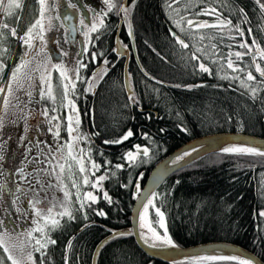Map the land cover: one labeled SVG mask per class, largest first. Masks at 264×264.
Listing matches in <instances>:
<instances>
[{
	"label": "trees",
	"instance_id": "1",
	"mask_svg": "<svg viewBox=\"0 0 264 264\" xmlns=\"http://www.w3.org/2000/svg\"><path fill=\"white\" fill-rule=\"evenodd\" d=\"M27 2L38 10L37 0ZM121 2L123 0H114L117 5ZM167 3L168 8H165V0H136L134 5L132 0L128 1L127 7L131 5L128 21L142 66L141 70L131 54L127 69L133 99H129L124 87V60L117 62L112 51L123 13L106 6L104 27L93 34V50L80 61L87 65L79 72L85 79L76 81L71 96L79 107V131L88 134V138L79 142L85 153L102 166L94 170L90 179L101 174L107 177L101 183L112 203L103 199L100 189H95L98 200L89 202L91 208L85 209L87 219L76 211H73L74 220L60 218L61 226L49 233L56 243L48 246L44 264H65V255L68 264H94L95 248L111 234L110 229L129 230L132 208L139 195H133L135 183L140 184L141 190L153 167L189 140L221 132L264 137V78L258 76L250 56L245 55L242 60H237L235 55L231 58L234 64L247 66L254 81H247L245 72H233L226 65L229 51H246L239 46L241 39L251 44L255 38L264 47V9L260 7L264 0H176L174 4L167 0ZM209 6L217 10L220 18L230 19L233 25L239 21L244 29L243 37L227 26L223 30L219 26L195 29L185 24L186 31L180 32L173 23L177 15L185 17L187 13L185 20H206L211 25L216 15L201 12ZM239 9H243L244 15ZM170 30L180 35L188 48L177 44ZM120 37L130 46L128 25L122 28ZM101 50L110 67L93 83L90 91H85L89 84L86 78L102 62ZM93 51L98 53L95 62L90 56ZM193 52L198 60L192 59ZM257 61L264 67V60L257 57ZM199 62L206 64L211 74L200 70ZM237 76L249 87L234 78ZM251 88L257 89L255 95ZM128 128L133 130L132 137L118 144L104 143L118 139ZM161 128L164 132H160ZM143 132H147L150 139L141 135ZM134 144L147 146L148 158L138 157L135 163L123 159L125 151L134 150ZM88 148L91 153L87 152ZM105 159L108 165H104ZM116 164L124 167L116 169ZM113 172L115 175L111 174ZM125 184L128 186L123 187ZM85 188L92 187L85 185ZM156 192L163 194L155 199V204L165 213L168 232L175 245L232 242L252 250L264 262V216L260 215L264 210V156L220 151L204 154L170 175ZM92 209H103L107 215L99 216ZM152 219L155 224L158 220L155 213ZM70 238L71 246L66 247ZM103 244L95 264H173L149 257L131 233L115 236ZM33 256L39 264L40 254L34 252ZM0 262L11 264L1 245ZM175 264L197 262L187 260ZM199 264L239 262L204 260Z\"/></svg>",
	"mask_w": 264,
	"mask_h": 264
},
{
	"label": "snow or ice",
	"instance_id": "2",
	"mask_svg": "<svg viewBox=\"0 0 264 264\" xmlns=\"http://www.w3.org/2000/svg\"><path fill=\"white\" fill-rule=\"evenodd\" d=\"M136 0H132V5H134ZM37 3L39 5V14L36 16L34 21L28 25L26 30L23 32L22 35L17 36V31L15 27H11L8 23L0 21V57L4 56L5 53L8 51L6 47L3 46V41L7 39V36L10 35L12 37H17L23 45H26L27 48L30 50L29 52L22 53L21 59L19 62L15 64V66L12 68L8 80H7V90L5 91L3 84H0V94H2V110H0V126L3 125V119L5 114L8 112L9 107V98L13 94V85L16 84L18 87L23 86L24 79L31 80V76L25 74L22 76L21 74L24 73L25 67L30 63L31 58L33 55L39 56L40 53H44V59L43 61L38 60L37 67L33 69V71H39L40 73V83L43 85L45 82H47V94L49 97H51L53 100H55V96L53 94V87L51 83V71L48 67V61L51 60L50 55L46 52V49L44 48V44L46 43L44 32L46 31V22L47 27L50 28L52 26V20L53 17L48 14L50 9L46 5L45 0H37ZM104 3L107 6V9H114L117 11V13H123L124 19L126 22H128V35L132 36V25L128 21L129 16V5L128 7L125 6L123 2L119 3L118 5L114 3V0H104ZM172 3H176V0H172ZM0 6L3 8L4 17H10L14 14V9L22 7L20 4V0H7V4H4V0H0ZM74 7V5H71ZM170 7L167 3V0H165V8ZM260 7L264 9V4H260ZM102 11L101 13H97L96 19H94L90 25L85 24L84 18L80 19V24L83 29V36L84 40L82 41V50L81 52L77 53V55L80 57V60H83V53L88 52V45L89 42L94 45L95 40H92L90 37V33L97 32L98 29H100L102 26H104V16L106 15V11ZM173 11H177L176 9H173ZM240 13L244 15L243 9H239ZM201 12H207L210 14H215L217 19L212 22L210 25L208 21L206 20H196L193 19H186L187 13H185V17H181L177 15V17L173 20V23L176 25V27L180 30V32L186 31L185 24L188 28H207V27H216L219 26L221 30L225 26L231 29H235V32L237 35L243 37L244 35V29L240 27V22L238 21L237 24L233 25L232 21L230 19L226 18H220L219 13L217 10L211 6H209L207 9H201ZM199 15V13H197ZM19 19V17H17ZM59 19V17H57ZM64 19H71V16H66ZM36 31V35L33 36V32ZM75 31V29H73ZM249 34L251 33V29L249 28L247 30ZM171 32V35L173 36L175 42L179 44L182 48H188V44L184 39L181 38L180 35H178L176 32ZM39 39L41 42L39 47H34V40ZM99 35L96 36V39H99ZM203 39V37H201ZM239 46L241 49H246V51H236L233 53L232 51H229L228 53V59L226 60V65L228 69H231L233 72H245L247 81H254L255 77L252 74V71L248 70V67H242L240 63H235L232 60V56L235 55L237 60H242V58L247 55L250 56L252 61V66L255 68V71L260 73L261 77H264V67L261 66L260 62L257 61V57H260L262 60H264V47H261L259 43H257L256 39L253 38L251 44H249L246 40L241 39L239 41ZM127 45H123V48H127ZM212 48H216V45H212ZM200 49H197L199 51ZM113 52H118V49L113 48ZM67 55V53H64ZM98 53L96 51L91 52V60L92 62L96 61ZM99 55L101 57V65H100V71H101V77L102 74L107 72V65L108 60L107 57L104 56L103 50L99 52ZM192 59L198 60L199 58L196 56L195 52L192 53ZM215 59V57H213ZM223 59V58H221ZM41 64H43V68L41 69ZM87 65L85 63H81L80 61L76 62V65L71 69V72L75 75V79H73L72 75H69L70 69L65 67L63 63H52L51 69H56L59 71V75L62 78V98L63 101L67 102L68 106H71L73 109V114L67 116V139L63 142H59V131H60V123L59 119L57 117H53L52 119L56 121L55 124V133H56V139L54 141L55 151L51 152V159H46L45 163L53 164L52 168V174L56 175L57 180L61 181L60 187L64 189L63 191V200L59 203L58 211H54V208L57 207L56 205H50L48 209L42 210L38 208L36 205L39 203V201H34L33 199L27 200L28 207L32 210V215L30 217L31 219V226L24 229V236L26 239H21L19 245H12L13 247L18 246L20 248V251L22 253L21 256L16 257L12 255V252L10 250L9 244L6 242L5 237L6 235H9L7 232V229L4 228L5 221L0 220V245L4 246V251L8 253V259L12 261V264H37L36 259L33 256L34 252H38L40 254V261L39 264H44V256L48 249L49 245H54L56 241L51 238L49 235L50 232L53 230L59 228L61 226V219L62 217H67L69 221L74 220L75 216L73 214V205L75 204V211H78L84 215V218L87 219V213L85 212L86 208H91V203H95L98 200V196L94 194L93 191H83L81 192V187L83 185H90L93 189H100L102 191V196L105 201H107L109 204L112 203L111 197L109 196L108 191L103 190L102 181H104L107 177L103 174L96 175L94 179H90V175L94 172V170L101 168L102 166L93 161L91 159V156L88 155L86 157L85 150L81 147H79L78 141L86 140L88 138V134H81L79 131V115L75 111V102L70 98L69 96V88L74 91L76 87V80L79 79H85L84 77H81L79 75L80 69L85 68ZM198 67L200 70L204 72H208L211 74V70L207 67L206 64L203 62L198 63ZM223 67V65H221ZM6 68V64L3 59H0V74L3 73V70ZM220 68L217 69V72H220ZM130 75V74H129ZM97 77V71L93 70L92 75L87 77L86 79L89 81L88 86L85 88V91H90L93 86V80ZM227 78V77H225ZM237 79H240L238 76L234 77ZM95 82H98L96 80ZM240 83L244 85V87H249L248 83L244 79H240ZM185 87H193V85H185ZM250 91L253 95H255L257 89L251 88ZM39 95L41 98L44 97L45 93L43 88L41 87L39 91ZM29 99L31 98V92L28 93ZM129 99H133V97L130 95ZM19 103V101H17ZM55 109H53L54 111ZM22 111V110H21ZM41 115H44L47 117L48 112L47 109L43 110ZM25 116L31 115V113H25ZM149 118V117H146ZM76 125V128L74 129L73 125ZM25 132H27V122L25 121L24 126ZM47 131L49 133L53 132V127H48ZM184 131H187V129H184ZM160 132H164V129L161 128ZM92 135H98L97 133H93ZM134 135L133 130L131 128H128L126 131L123 132L122 135L119 136L118 139H114L111 141L105 140L104 143H113L118 144L122 141L127 140L129 137H132ZM146 139H150L147 132L141 133ZM25 139L24 135H21L19 137V140L23 142ZM90 142V141H89ZM29 143H32L31 140H29ZM41 143L40 141H37L36 144ZM53 145H48L49 151H51ZM133 150H128L123 153V159L128 161L129 163H135L137 161L138 157L148 158L149 156V148L147 146H142L140 144H134ZM25 151L27 152L28 149L26 148ZM88 153H91V148L87 149ZM221 153H239V154H256L260 156H264V148L260 147H254L249 146L248 144L239 143V144H230L228 146L220 148ZM37 155L40 153L37 152ZM183 155H187V153H182L181 155H177L175 159L173 160V163H176L177 161H180ZM2 159V157H0ZM86 160L87 163L90 165V167H86ZM23 164V161H21ZM109 161L107 159L104 160V165H108ZM76 166L78 168V173L81 175L82 179L78 180L74 178L73 176V168ZM123 164H116L115 168L120 169L123 168ZM57 168L59 169V174H57ZM65 169H67V173L69 178L71 179V187L75 189V201L72 200V194L66 190L65 185L62 182V177L65 172ZM34 171H39L38 169H34ZM47 171V169H45ZM105 172L108 171V169L105 167ZM16 172H22V168H16ZM112 175H115V173H111ZM140 175H143L141 173ZM21 180L24 179V175H21L19 177ZM39 179V178H37ZM131 183V181H130ZM178 183V181H177ZM51 182H49L50 186ZM123 187H127L128 185H122ZM17 191H19V186L16 188ZM137 193H140V184L137 182L135 183V192L133 195H136ZM162 193H157L156 191L149 189L148 191L141 194L139 202L142 206V210L138 209V216H139V235L143 242L145 244H151L153 247H163V246H175V241L172 239L171 235L168 232V228L165 223V213L161 210L160 207H156L155 199L158 196H162ZM16 197L13 196L12 203H16ZM149 207L154 208L155 213L158 217V220L155 222L156 226H153V221L149 219V213L148 209ZM97 215L99 216H106L107 213L103 211V209H92ZM19 211V209H17ZM261 216H264V210H261L260 212ZM19 219H26L28 217V213L24 212ZM135 227V226H134ZM159 229H162L161 231H158ZM112 233V236H125L129 235L132 231V229L125 230V231H118L116 229H110L109 230ZM35 233V235H34ZM19 236L20 233H17ZM112 237H109L108 239H111ZM107 243V240L105 241ZM71 246V238L69 239L68 245L66 247ZM65 264H68V257L65 255ZM185 260L189 261H195L197 264H199L200 261L204 260H232V261H238L239 264H259L258 261H256L254 258H245L241 255H231V256H202V257H185ZM2 264V262H0ZM175 264V262H173Z\"/></svg>",
	"mask_w": 264,
	"mask_h": 264
},
{
	"label": "flooded vegetation",
	"instance_id": "3",
	"mask_svg": "<svg viewBox=\"0 0 264 264\" xmlns=\"http://www.w3.org/2000/svg\"><path fill=\"white\" fill-rule=\"evenodd\" d=\"M72 4V2H71ZM71 4L66 2V16H71V19H66V29H64L63 33L66 34V37L68 38L69 45L73 46H79V50H74L76 52H81L82 50V41L83 38V29L80 24V19L89 16V12L87 9L81 4V6L74 5V7L71 6ZM32 6L28 2L27 7ZM122 13V12H121ZM119 13V14H121ZM65 16V17H66ZM32 18V17H31ZM30 18V19H31ZM124 20L121 25V29L119 32V38L122 45H125V42L122 41L120 37V33L122 28H125V19L124 14L119 20ZM106 22V17L104 16V24ZM86 24V23H85ZM104 26H102L97 31L101 30ZM75 29V31H73ZM118 31V30H117ZM96 33V32H94ZM91 33V39L93 40V34ZM58 34V33H55ZM22 35V31L19 34V36ZM57 41L63 40V34H58ZM117 36V33H116ZM8 51L5 53L4 56L0 57V59H3L6 68L3 70V73L0 74V84H3L5 91L7 90V80L9 77V74L12 70V68L15 66L17 62L21 59L22 53L29 52L30 50L27 48L26 45H23L22 42L17 37H12L8 35ZM14 38V40H13ZM16 39V40H15ZM51 40L48 38L46 39V43L44 44V48L46 49V46L48 47L51 45L49 43ZM41 42L39 40H36L34 43V47H39ZM115 43H116V37H115ZM12 44V46H11ZM92 43L90 41V45L88 47V51L93 50ZM128 46V45H127ZM131 49V44L128 46ZM115 44H114V47ZM68 53L72 54L73 50H66ZM136 51V48H135ZM48 55H50L51 60L48 61V67L51 71V73L56 72V69H51L52 63H63L65 65V60L60 52H58V56L53 55L51 52H57V50H46ZM87 52L83 53V56L86 55ZM116 55V53L114 52ZM74 56V55H73ZM117 62H120L121 60H124V68H125V57H120L119 55H116ZM70 57V55H69ZM46 59L44 57V53H40L39 56L33 55L31 58L30 63L25 67L24 73L21 75L24 76L25 74L31 76V80L24 79L23 86L18 87L16 84L13 85V94L9 98V107L8 112L5 114L3 119V125L0 126V161L4 164L5 162L9 161V158H7L9 151L16 150L17 155L12 160L11 165H13L14 168H18L19 164L22 166H25L29 162L28 158V151L32 149L34 145H41L45 144L48 145L55 141V138H51V134L55 133V124L56 121L53 120V117H57L59 119L60 123V131L59 134L63 132L64 127H66V121L65 119L66 114V101H63L62 98V84L60 82H56L53 78L51 79L52 87H53V94L55 96V100H53L51 97L47 94V82H45L43 85L40 83V73L39 71H33L34 68L37 67L38 60L43 61ZM80 59V57H79ZM116 63V62H115ZM99 64L98 67L95 68V70L98 72L100 69ZM110 66H107V69ZM43 68V64H41V69ZM41 87L44 90V97L41 98L39 95V91ZM71 89V88H70ZM31 92V98L29 99L28 93ZM71 99L75 102V99L71 96V91L69 92ZM19 101V103H17ZM2 94H0V110H2ZM76 103V102H75ZM77 105V104H76ZM47 109L48 115L45 117L44 115H41L40 113ZM53 109H55L53 111ZM22 110V111H21ZM25 113H31V115L25 116ZM25 121L27 122V132L24 130ZM53 127V132L49 133L47 131L48 127ZM21 135L25 136V139L23 142L19 140V137ZM54 136V135H52ZM29 140L32 141V143H29ZM37 141H40L41 143L36 144ZM54 144V143H52ZM28 149L26 152L25 149ZM14 153L12 152L11 155ZM23 161V164L21 163ZM4 174L0 172V220H4V228L7 229L8 233L16 234L20 233V237L24 236V229L31 226V213L28 214L29 218L26 219H19L24 212L30 211L31 209L27 205L28 198H22V196H19L18 199L21 201V205L19 207L12 203V198L15 196V192L12 190L13 188L16 190L17 186L14 185L15 181V174ZM18 200V201H19ZM17 201V202H18ZM19 209V211H15L14 208ZM25 237V236H24ZM26 238V237H25Z\"/></svg>",
	"mask_w": 264,
	"mask_h": 264
},
{
	"label": "rangeland",
	"instance_id": "4",
	"mask_svg": "<svg viewBox=\"0 0 264 264\" xmlns=\"http://www.w3.org/2000/svg\"><path fill=\"white\" fill-rule=\"evenodd\" d=\"M46 5L49 7L50 11L48 14H50L53 17L52 20V26L50 28L47 27V22H46V31L44 32V37L45 41L48 38L51 40L49 43L48 47L46 46V50H57V52H51L53 55L58 56V52L61 53L65 60V67L69 68V75L73 76V79H75V75L71 72V69L76 65L77 61H81L79 59V56L77 55L78 52L75 53L74 50H79V46H71L69 45L68 38L66 37V34L63 33L64 29H66V19L64 17L66 16V2L71 4V5H76L81 6V4L87 9L89 12V16L84 17L85 23L89 24L96 19L97 13H101L102 11L106 10V4L104 3V0H45ZM4 4H7V0H4ZM20 4L22 7L14 9V14L10 17L5 18L4 17V12L2 6H0V21L8 23L11 27H15L17 31V36L22 31L23 32L26 30L29 24H31L36 16L39 14V7L38 10L36 8L30 6L29 9L27 7V0H20ZM37 12H36V11ZM33 16V17H32ZM19 17V19H17ZM32 17V18H31ZM59 17V19H57ZM31 18V19H30ZM104 18V17H103ZM125 24L128 25V22L125 21ZM63 34V40L62 41H57V37L59 36L58 34ZM36 35V31L33 32V36ZM91 36V33H90ZM8 37V36H7ZM84 38V36H83ZM14 40V38H13ZM36 40H39L38 38L34 40L33 44L36 42ZM8 38L4 40L3 46L6 47L8 45ZM21 42V41H20ZM40 42V41H39ZM90 45V42H89ZM88 45V47H89ZM12 46V44H11ZM8 48V47H6ZM8 50V49H7ZM66 50H73L72 54L68 53ZM64 53H67L65 55ZM70 55V57H69ZM74 55V56H73ZM104 75V73L102 74ZM101 77V71L100 69L97 72V77L94 78L93 83L96 80H100ZM54 79L57 83L60 82L62 84V78L59 75V71L56 70V72L51 73V79ZM77 81V80H76ZM71 88V87H70ZM69 88V92L71 89ZM70 96V94H69ZM71 98V97H70ZM75 111L79 115V120H80V114H79V107L75 103ZM66 118L68 115L73 114V109L71 106L67 105L66 102ZM65 118V119H66ZM66 127H67V121H66ZM66 127H64L63 132L59 134V142L63 143L67 139V131ZM74 129L76 128V125L74 123L73 125ZM80 128V124H79ZM52 133V132H51ZM54 135V136H52ZM51 138L56 139V134H51ZM54 142L51 141L50 144L48 145H53L51 151L48 149V145H45L44 143L39 145H34L31 150L28 151V158L29 162L27 165L22 166L19 164L18 168H22V172H16V168L11 165L12 160L15 158L17 155V151H9L7 158H9L8 162H5L4 164L0 161V172L4 174H10L11 170L12 174H15V181L13 186H19V191L15 190L14 188L12 189L15 192V197L16 199V205L19 207L21 205V201L18 199L19 196H22V198H26V196L30 199H33L34 201H39V203L36 205L38 208L42 210H47L50 205H56L57 207L54 208V211L59 210V203L63 200V191L60 187L61 181L57 180L56 175L52 174V168L53 164L45 163L46 159H51V152L55 151V146L52 144ZM80 146V142H77ZM135 151V149L133 150ZM14 153L11 155V153ZM39 152L40 154L37 155L36 153ZM86 157L88 156L87 153H85ZM87 162V160H86ZM86 167H90L88 163H86ZM34 169H38L39 171H34ZM47 169V171H45ZM57 174H59V169L57 168ZM21 175H24V179L21 180L19 177ZM2 176V175H1ZM0 176V177H1ZM73 176L74 178L80 180L82 179L81 175L78 173V168L74 166L73 168ZM39 178V179H37ZM92 179H94L92 177ZM49 182H51L49 186ZM62 182L66 187V190H68L72 194V200L75 201V189L71 187V179L68 176L67 169H65V172L62 177ZM83 191H93L94 194L97 195L95 189L91 188L90 190H86L85 185L81 187V192ZM98 196V195H97ZM19 200V201H18ZM18 201V202H17ZM14 204V205H15ZM14 210H17V207L14 208ZM73 211H75V204L73 205ZM78 212V211H76ZM32 213V210L28 211V214ZM155 213L154 208H150V217L152 214ZM156 214V213H155ZM31 217V216H30ZM152 219V218H151ZM152 221V220H151ZM154 224V223H153ZM158 231H161L160 229ZM162 232V231H161ZM9 235H6L5 240L10 246V250L12 252L13 256L19 257L22 255L20 248L18 246L13 247L12 245H19L21 239H26L24 236L20 237L16 234L13 233H8ZM4 249V246L1 245ZM7 258H8V253ZM10 263L12 264V261L9 260Z\"/></svg>",
	"mask_w": 264,
	"mask_h": 264
},
{
	"label": "water",
	"instance_id": "5",
	"mask_svg": "<svg viewBox=\"0 0 264 264\" xmlns=\"http://www.w3.org/2000/svg\"><path fill=\"white\" fill-rule=\"evenodd\" d=\"M129 0H123V3L127 7ZM124 20L121 19L117 31L116 36V43L115 47L118 49V52H115L116 55H119L121 58L125 57V68H124V87L128 93V96L132 95L133 89L132 85L130 84V77L128 74V62L130 60L131 54L135 56V59L142 70V66L137 58V54L135 51V40L134 34L132 30V36H130L131 40V49L127 47L126 49L123 48V45L120 42L119 32L121 29L122 22ZM149 76L147 73H145ZM258 76L261 77L260 73ZM264 78V77H262ZM244 143L248 144L249 146L260 147L264 148V137L246 134L242 132H221V133H214L209 135H203L194 139L189 140L179 148L170 153L166 156L163 160L157 163L153 169L151 170L144 187L140 190V193L134 203L132 208L131 214V226L129 229H132L131 234L136 242V244L144 251L146 254L155 259L156 261H163V262H178V261H187L185 257H202V256H219L223 253H231L234 255H241L245 258H254L259 264H264L261 257L256 255L255 253L250 251L239 244L232 243V242H225V241H212L206 242L201 244H195L187 247L181 246H168L166 247H153L151 244H145L139 235V228H138V209L142 210V206L140 205L139 199L141 194L152 189L157 191L158 188L163 184L166 179L174 174L176 171L180 170L181 168L189 165L192 161L204 156L220 151V148L228 146L230 144H239ZM182 153H187V155H183L180 161L173 163V160L177 155H181ZM135 226V227H134ZM118 231H125V230H118ZM112 236V233L107 236L106 238L101 241L97 247L95 248L93 254V261L94 264L96 263V259L101 247L104 245L105 241L109 240L108 238ZM111 238V239H112Z\"/></svg>",
	"mask_w": 264,
	"mask_h": 264
},
{
	"label": "bare ground",
	"instance_id": "6",
	"mask_svg": "<svg viewBox=\"0 0 264 264\" xmlns=\"http://www.w3.org/2000/svg\"><path fill=\"white\" fill-rule=\"evenodd\" d=\"M150 208L151 207H149V209H148V213H149V219H150ZM165 219H166V217H165ZM165 223H166V220H165ZM138 225H139V220H138ZM154 226V225H153ZM166 226H167V223H166ZM159 230V229H158ZM163 231V230H162ZM162 233V232H161ZM150 244V243H149ZM163 247H168V245H166V246H163ZM231 255H234V254H231V253H223V254H221V255H219V256H231Z\"/></svg>",
	"mask_w": 264,
	"mask_h": 264
}]
</instances>
